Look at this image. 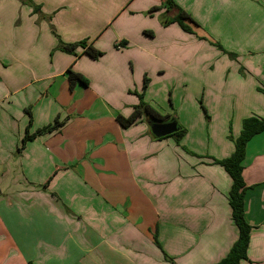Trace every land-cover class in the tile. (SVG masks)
<instances>
[{
  "label": "crops",
  "instance_id": "0c3cea01",
  "mask_svg": "<svg viewBox=\"0 0 264 264\" xmlns=\"http://www.w3.org/2000/svg\"><path fill=\"white\" fill-rule=\"evenodd\" d=\"M30 1L50 22L18 0H0V264H171L164 255L174 264L221 260L238 232L227 199L231 180L212 158L228 157L234 146L221 140L205 156L185 131L180 143L191 155L167 140H150L142 121L127 128L117 123L115 117H128L136 104L127 80L113 83L119 69L103 62L102 46L107 56L131 42L119 0ZM173 1L195 21L196 12L207 10L208 26L240 53L243 76L231 68L227 77L233 78L222 86L239 97V135L243 119L264 117V95L257 91L264 89V0ZM157 3L131 0L123 10L146 12ZM49 25L63 43L87 40L103 58L91 60L81 48L75 56L57 50ZM69 68L88 85L70 90ZM120 88L130 94L123 105L115 103ZM57 106L66 114L63 126L16 154L29 121L25 109L32 134L56 114L64 117ZM88 106H97L98 115ZM220 117L225 125L218 140L226 138L232 116ZM242 165L252 230L240 264H264V131L246 144Z\"/></svg>",
  "mask_w": 264,
  "mask_h": 264
},
{
  "label": "rangeland",
  "instance_id": "374dc122",
  "mask_svg": "<svg viewBox=\"0 0 264 264\" xmlns=\"http://www.w3.org/2000/svg\"><path fill=\"white\" fill-rule=\"evenodd\" d=\"M130 1L119 0V12L125 11L123 18H127L131 23L130 27L126 28L131 42L126 45L123 44L120 53L107 56L109 50L102 46L107 51L105 56L104 52L101 51L103 52L102 56L105 57L103 59L105 65H110L112 71L113 69H119L117 74L114 73L113 75V83L122 84L127 80L128 85L131 87V90H129L131 96H134L135 92L146 95L143 100L154 109H157L160 114L175 117L178 124L186 132L189 131L188 138L193 137L188 139L190 145L199 147L194 148V150L200 151L199 149H201L202 155L207 156L211 150L215 151L221 140L233 145L230 137L233 139L238 137L235 117L240 114V101H237L239 97L229 96L222 86L225 84L224 82H229L233 78V74L227 77L228 70L231 68H238L239 74L243 76L242 61L240 59L236 61V57H241L240 53L229 48L227 42L223 41L225 39H220L219 34L208 26L206 21L209 18L207 10L195 13L198 21L194 20L197 28L192 27L195 32L192 34L183 31L176 23L166 24L173 17L174 12H166L165 7H161V0H158L157 4L149 6L146 12L133 9L134 7L123 10L124 4L130 3ZM187 13L189 14V12ZM202 15H205L206 19ZM118 31L124 34L120 28H118ZM85 41L87 42V40ZM87 44L92 45L90 42H87ZM115 45L112 46L114 51ZM75 51L71 53L72 56L76 55ZM230 53L233 54V58L230 57ZM118 62L119 64H117ZM113 63L117 65L113 66ZM121 71H124L127 75L125 77L120 76ZM99 78L100 83L105 82L103 78ZM144 79L148 81L145 89L143 88ZM93 81L92 79L91 82ZM213 83L217 84L215 89L212 87ZM109 91H107L108 94ZM129 92L125 93L122 88L116 91L117 99L115 103L118 105L125 104L124 102L128 100L127 96L130 95ZM91 96L89 97L91 98ZM91 100H88V104L91 103ZM138 101L136 97V104H138ZM200 103L207 112L208 120L204 116ZM87 109L89 114L98 115L97 106H88ZM241 112H244V110L241 109ZM57 113L63 115L61 106H57ZM222 114L232 117L227 120L229 127L226 138L218 140V129L225 125L221 121L220 116ZM63 116L59 119L56 114L53 122L59 121L63 126L66 114ZM87 118L83 119L86 120ZM232 118L234 122L231 121ZM142 124L146 126V134L151 138L150 140L157 142L149 134L150 128L147 124L145 122ZM233 128L235 129L233 130ZM161 140L169 141L172 146L177 147L180 151L181 143L177 145L173 138H162L159 141ZM191 142L193 143L191 144ZM0 169L2 170V168ZM152 235L153 243L156 246L155 243L160 242L156 227L153 228ZM157 248L161 251V247Z\"/></svg>",
  "mask_w": 264,
  "mask_h": 264
},
{
  "label": "trees",
  "instance_id": "16d2710c",
  "mask_svg": "<svg viewBox=\"0 0 264 264\" xmlns=\"http://www.w3.org/2000/svg\"><path fill=\"white\" fill-rule=\"evenodd\" d=\"M20 3L24 5H28L32 8V12L37 14L39 18L46 19L47 22H50V16L43 15L40 12L39 6L33 4L30 0H18ZM161 7L166 9V12H174L173 17H171L166 24L176 23L183 31L194 34V29L192 27L197 28V24L192 19V17L184 10H182L173 0H161ZM187 22L188 24H186ZM191 24V25H190ZM50 32L57 39L56 49L68 54L74 53L75 49L81 47L83 49V53L92 60H97L103 55V52L95 49L92 45H88L85 40L75 42V43H63L58 36L55 34V30L52 25H49ZM230 57L233 58V54L230 53ZM67 78H68V86L71 90L74 85L78 82L83 86L88 85V81L82 75L73 72L70 68L67 69ZM148 81L144 79V89L147 87ZM257 91L264 95V89L261 87L257 88ZM135 96L138 98V104L132 107V112L128 117H122L121 115H117L115 117L117 123L122 128H127L138 121L145 122L148 126L152 123H166V122H176L177 131L169 136L164 138H173L177 145L180 144L183 136L185 135V130L181 127L176 118L170 115H162L148 103H146L143 98V94H138L135 92ZM200 106L204 112L205 118L208 120V115L205 108L200 103ZM25 113L29 116L28 125L26 128V132L21 139L20 145L16 148L15 153L20 154L25 144L36 138L37 136L46 135L57 131L62 123L59 121H54L51 124L43 126L37 129L34 133L28 134V127L31 125V112L30 108L25 109ZM264 131V117L258 116H249L242 120L241 130L235 139L230 137V140L233 142L234 150L233 152L226 158L223 159H214L212 158V162L221 166L224 171L227 173L231 180L230 189L227 194L228 205L230 207L231 220L234 226L237 229L238 236L235 242L232 244L228 253L218 262L214 264H240L241 261L247 260V249L248 243L250 239V234L252 227L248 224L245 218V207H244V192L246 190V185L243 180L242 172L243 165L242 162L245 156V148L246 144L252 139L255 135L260 134ZM149 134L154 140H160L162 138L154 137L150 131ZM180 147L187 152L188 154L194 155L192 152L184 148ZM157 247L160 248L159 243H155ZM167 261L171 264H174L173 261L164 256Z\"/></svg>",
  "mask_w": 264,
  "mask_h": 264
},
{
  "label": "water",
  "instance_id": "95a60500",
  "mask_svg": "<svg viewBox=\"0 0 264 264\" xmlns=\"http://www.w3.org/2000/svg\"><path fill=\"white\" fill-rule=\"evenodd\" d=\"M150 133L156 138H164L177 131L176 122H166V123H152L150 125Z\"/></svg>",
  "mask_w": 264,
  "mask_h": 264
}]
</instances>
